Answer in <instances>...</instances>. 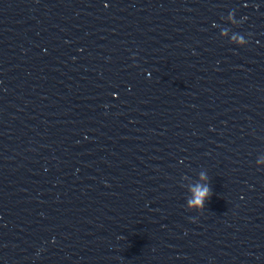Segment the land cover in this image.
<instances>
[{"label": "clouds", "instance_id": "obj_1", "mask_svg": "<svg viewBox=\"0 0 264 264\" xmlns=\"http://www.w3.org/2000/svg\"><path fill=\"white\" fill-rule=\"evenodd\" d=\"M208 194V189L207 187H203V188H198L196 190V196H197V199L195 201V203L197 204H202V198L206 197Z\"/></svg>", "mask_w": 264, "mask_h": 264}]
</instances>
